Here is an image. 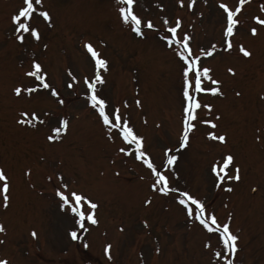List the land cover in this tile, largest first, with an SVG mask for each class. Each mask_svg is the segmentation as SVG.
<instances>
[{
	"label": "rangeland",
	"instance_id": "1",
	"mask_svg": "<svg viewBox=\"0 0 264 264\" xmlns=\"http://www.w3.org/2000/svg\"><path fill=\"white\" fill-rule=\"evenodd\" d=\"M183 2L184 6L177 0H139L134 11L152 19L160 35L164 34V17L170 23L180 17L178 35L188 31L194 51L212 42L219 48L222 10L217 0H195L191 10L187 0ZM223 2L234 7L238 0ZM20 4L21 0H0V168L10 181L7 207L0 201V226L4 228L0 259L6 258L8 264H224L203 247L210 240L220 251L217 236L189 224L172 194L165 196L148 188L147 170L116 152L120 141L114 144L106 139L81 95L82 78L90 76L94 67L83 47L88 41L108 61L107 71L101 70L105 82L97 86L98 94L121 105L134 131L144 137L146 150L158 161L164 146L178 148L181 128L180 63L173 51L156 31L145 29V35L137 37L119 19L116 0H44L51 26L42 18L37 20L40 40L26 35L20 43L10 22ZM261 4L264 0H246L230 52L218 50L202 60L213 78L221 81L223 96L200 94L201 102L213 107L211 111L200 109L198 114L201 119H213L216 129L197 122L187 147L174 153L178 155L174 183L202 199L219 222L231 215V230L239 236L235 264H264V27L257 26L256 36L248 31L256 26L252 15L264 18ZM239 44L252 55L243 57L236 47ZM32 58L47 71L63 105L46 91L31 98L11 94L16 84H31L23 73ZM229 67L234 75L227 72ZM68 71L80 81L72 89L66 86ZM136 99L142 107L136 106ZM33 109L67 116V134L58 142H48L47 127L33 129L16 123L20 110ZM207 131L226 132L227 144L209 141ZM224 152H231L240 165L241 178L232 183L231 192L216 187L209 170L210 163ZM26 170L30 175H25ZM57 170L71 188L98 204V223H85L86 232L75 227L76 240L68 235L74 228L72 214L58 207L55 196ZM147 197L151 203L144 205ZM105 244L111 246L110 259L104 253Z\"/></svg>",
	"mask_w": 264,
	"mask_h": 264
},
{
	"label": "snow or ice",
	"instance_id": "2",
	"mask_svg": "<svg viewBox=\"0 0 264 264\" xmlns=\"http://www.w3.org/2000/svg\"><path fill=\"white\" fill-rule=\"evenodd\" d=\"M138 3L139 0H116V11L119 19L125 25H128L137 37H143L145 29L156 31L160 35L157 25L152 19L144 18L134 11V6H137ZM177 3L184 6L183 0H177ZM194 4L195 0H187L186 7L191 10ZM245 4L246 0H238L234 7H230L223 0H217L218 8L222 10V44L219 48L216 42H212L210 46L200 47L194 51L191 47L192 37L190 33L184 31L182 35H178V31L181 29V18L176 17L174 23H170L167 17L162 19L161 28L164 30V34L160 35V40L173 51L180 63V91L183 102L181 128L177 141L178 148L164 146L158 161H154L152 155L146 150L144 137L134 131L127 112L122 113L121 105H113L102 95L98 94L97 86L103 85L105 82L101 70L107 71L108 61L100 56L92 43L85 41L83 44L84 49L90 55L94 67L90 76L86 75L82 78L81 95L96 115L106 139L114 144L119 140L120 144L116 147V152L123 157L133 158L147 170L149 181L147 186L153 193L165 196L172 194L174 202L181 207L189 224H197L203 231L217 236L220 251H216L210 240H205L203 247L209 250L212 256L224 261V264H235L234 257L239 250V236L231 230L230 226L231 215L229 214L224 222H219L214 210H210L202 199L192 194L189 190L182 188L179 184L174 183V179L177 176L174 165L178 160V155L174 153L178 149L187 147L190 134L195 130L197 122L212 129L217 127L213 119H201L198 114L200 109L211 111L213 107L209 103H202L199 99L200 94L223 96L220 87L221 81L213 78L211 68L207 65H202V60L211 57L218 50L230 52L233 49L234 45L231 38L235 35L236 27L240 23L238 14L242 13V7ZM159 7L162 8L163 5H159ZM259 11L264 14V4L259 6ZM41 18L44 24L51 26V15L44 6V0H21L20 6L10 17L15 40L23 43L27 35L32 40L39 41L41 32L36 21ZM250 19L256 26H250L248 31L252 36H256L258 34L257 26L264 27V18L261 15H252ZM44 47L46 48L47 45H44ZM236 47L243 57L247 58L252 55L251 51L243 44H239ZM227 72L232 75L235 74V70L231 67L227 69ZM23 75L32 82L29 86H25L23 83L13 86L10 89L13 96L27 95L31 98L33 95H38L41 91H46L58 104H64L59 90L49 82L48 73L38 59H31L29 70L25 71ZM67 76L69 77L66 85L68 89H72L74 85L80 83L77 76L71 71L67 72ZM236 95H239V93H236ZM135 104L137 107H142L140 99H136ZM127 107L128 104L125 100L123 108L126 109ZM18 117L16 123L22 127H31L33 129L38 126L47 127L49 134L45 138L48 142L60 141L63 135L67 134L70 123L69 118L64 114H54L44 110L40 112L35 109L31 111L20 110ZM219 118L220 115L217 113L215 119L218 120ZM205 136L209 141L218 142L221 145L228 142L226 132L207 131ZM259 139L260 137L257 136V140ZM209 170L214 178V185L223 187L227 192H231L233 190L232 183L239 182L241 178L240 165L235 163V157L231 152H224L215 158L210 163ZM25 175H30V170H26ZM140 178L144 179L143 176ZM48 179L51 181L52 177L49 176ZM55 179L58 185L55 187L58 207L72 214L74 228L69 230L68 235L73 240H76L79 236L75 227H79L86 232L85 223L92 225L98 223L95 216L98 204L82 192L71 188L63 174L58 170L55 171ZM9 190V177L0 168V201H2V206L4 207L8 205ZM150 203L151 197L143 200L144 205H149ZM144 224L147 226V221H144ZM3 231L4 228L0 226V232ZM31 235L35 237L36 232L32 231ZM110 247L109 244L104 246L106 256H109ZM155 251L159 252V248L157 247ZM0 264H8V260L6 258L0 259Z\"/></svg>",
	"mask_w": 264,
	"mask_h": 264
}]
</instances>
